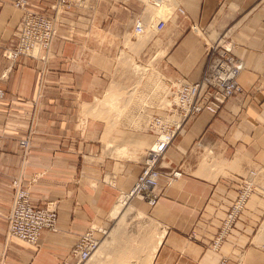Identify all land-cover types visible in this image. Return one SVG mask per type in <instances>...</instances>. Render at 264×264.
<instances>
[{
  "label": "crops",
  "instance_id": "1",
  "mask_svg": "<svg viewBox=\"0 0 264 264\" xmlns=\"http://www.w3.org/2000/svg\"><path fill=\"white\" fill-rule=\"evenodd\" d=\"M56 1L38 0L35 9L53 15ZM13 2L0 0V85L6 91L0 101V264H62L91 226L121 235L111 216L119 198L133 189L144 157L112 156L131 154L135 146L129 143L112 145L108 155L92 139V127H82L83 105L99 99L126 64L127 72L135 73L137 53L145 50L146 62L159 56L155 65L167 81H196L204 71L206 43L221 36L245 64L239 76L244 92L217 114L203 112L190 120L168 150L163 165L184 174L170 185L161 178L152 215L165 234L154 257L144 262L143 253L124 243H114L110 252L123 264L135 254L142 264H220L223 258L224 264H252L264 243L255 241L264 222V0H173L168 13L154 6L156 0H89L58 16L47 61L22 57L10 70L3 51L15 40L23 17ZM179 7L185 15L178 14ZM157 15L167 18L168 26L176 17V27L155 34L162 37L160 46L150 41L143 47L147 36L135 34L136 23H149ZM193 25L202 27L205 37ZM26 138L30 149L24 156L21 141ZM250 169L261 171L257 192L228 244L216 253L209 248L215 232L209 221L221 214L218 207L235 196ZM15 178L23 180L34 206L58 209L57 232L43 231L35 245L8 234ZM198 224L199 237L188 241ZM261 260L256 264H264Z\"/></svg>",
  "mask_w": 264,
  "mask_h": 264
},
{
  "label": "built area",
  "instance_id": "2",
  "mask_svg": "<svg viewBox=\"0 0 264 264\" xmlns=\"http://www.w3.org/2000/svg\"><path fill=\"white\" fill-rule=\"evenodd\" d=\"M38 0H14L13 6L23 11L21 23L16 31L15 40L4 49L3 56L10 64V70L22 57L47 61L50 50L57 36L58 16L64 11H72L85 5L89 0H57L55 13L46 15L37 9ZM154 5H160L155 2ZM179 15H185L183 7L177 9ZM168 26V19L157 15L151 22L138 20L134 28L136 35L162 33ZM196 33L204 35V30L193 25ZM201 30V31H200ZM205 37V36H203ZM245 64L234 53V45L225 36L206 43V58L202 76L192 81L179 77L173 82L172 99L160 114L153 115L148 123L147 131L153 138V144L147 149L142 169L129 197H158L161 178L165 177L168 184L183 177L184 172L177 168L163 165L168 150L175 139L183 134L187 123L203 112L217 114L223 105L233 96L243 93L239 76ZM6 96L5 89L0 85V101ZM24 156L30 149V140L21 141ZM160 166L165 169L162 170ZM259 169H250L238 182L235 196L218 207L220 215L210 220L215 232L209 248L219 253L228 244L230 235L236 224L241 221L248 209L253 195L259 186ZM13 207L8 220V234L26 243L37 244L43 231L57 232L59 214L54 205L36 207L31 202L29 189L24 186L21 178L12 182ZM199 224L187 235L191 241L199 237ZM107 228L91 226L81 234L73 245L67 260L62 264H86L100 248L102 240L107 236ZM100 233L102 238L96 234ZM223 258L220 264H224Z\"/></svg>",
  "mask_w": 264,
  "mask_h": 264
},
{
  "label": "rangeland",
  "instance_id": "3",
  "mask_svg": "<svg viewBox=\"0 0 264 264\" xmlns=\"http://www.w3.org/2000/svg\"><path fill=\"white\" fill-rule=\"evenodd\" d=\"M175 1L178 2L179 0ZM167 2L168 1H166L165 4ZM169 3L172 4L171 1ZM163 5L161 7L162 11L168 13L170 11V7ZM167 7L169 9H167ZM173 22L175 25L170 26L169 24L167 31H171V28L175 29L176 17H173ZM190 28L192 29V26ZM200 28L203 29L202 27ZM153 34L148 32L146 34L147 38L144 39L141 46H147L150 41L153 42V47L160 46L162 37ZM197 34L202 37L204 36L201 35V33ZM209 34L212 36H209L212 39L217 37L216 32H209ZM144 52L146 53V50ZM144 52H138V59L135 61L137 62L136 65L144 67L146 70L144 72L146 73L141 72V74H139L138 71H136L135 66V73H129L127 72V69H125L127 64L124 68L122 66V73L114 74L109 87L110 89L108 88L104 93H102L101 96L98 97L99 99L89 100V102H87L89 104L83 105V115L81 119L82 127L85 126V129H87L88 126L92 127V130L90 129L89 131L95 134L92 139L98 141V143H100L106 150L108 155H111L110 148L112 145L129 143V148L130 146H135L132 147L134 149L133 151L132 149L130 150V152H132L131 154L112 155L122 159H131L134 161H141L146 155L147 148L149 149L152 145L153 138L147 132L149 120L153 115L160 114L162 110L167 107L168 103H170L172 96L169 91L170 88L173 90L174 82L167 81L164 75L161 76V74H159L160 81L162 83L164 82L166 87H164L165 89H160L159 92L161 93H150L151 89L147 87L146 81L152 73L158 74L157 72H160L155 65L159 56L151 55L149 61L146 62L145 59L147 58ZM127 101L129 102L125 105ZM84 109H92V111H89L86 114ZM130 114L139 115L131 118V116H129ZM127 116L130 117L128 118L131 121L127 120ZM140 116L141 121L138 120L139 123L136 124L135 121L133 122L134 119H137ZM133 137H138L141 141L132 139ZM131 139L134 140V142L130 143ZM219 164L220 163L217 162L216 166L218 167ZM157 195L159 196L158 193ZM133 203L134 204L132 205L136 206L134 207L138 209L139 213L142 214V217L140 214H136L135 212L118 223L121 235L117 237L118 233L114 230V235L112 232L110 236H114L113 241L111 243H107L110 240V237L107 238L104 241L103 246H101V248H99V250L95 253V256L86 264H123L122 259L120 260L115 254L110 252V248L113 247L114 243H116V246L124 243L123 247L136 248L138 250V254L139 252L143 253L142 259L144 262H148L147 260L149 256L152 257L153 244L157 241V234L163 228L152 215V207L156 202L151 203L150 201L144 202L140 199H133ZM111 218L114 219L113 216H111ZM187 240L190 241L189 239ZM262 246L263 248L259 252H255L256 254L253 256L255 258L252 260V264L260 263L262 261L261 259H264V243ZM138 254L129 256L128 259L130 264H142V260ZM145 258L147 259L144 260ZM244 260H246L247 263V254L244 257Z\"/></svg>",
  "mask_w": 264,
  "mask_h": 264
},
{
  "label": "bare ground",
  "instance_id": "4",
  "mask_svg": "<svg viewBox=\"0 0 264 264\" xmlns=\"http://www.w3.org/2000/svg\"><path fill=\"white\" fill-rule=\"evenodd\" d=\"M157 2H159L161 5H167L168 7H169V2L171 1V2H173V0H169V2L168 3H166L165 4V2L167 1V0H156ZM149 2V1H148ZM153 5V4H152ZM155 6V5H154ZM158 6H160V5H158ZM156 7H157V5H156ZM167 7V9H169ZM171 7H173V6H170V9H171ZM166 8V7H165ZM151 14H149V16H150ZM201 31V30H200ZM135 69H136V71H138V73L139 74H141V72L142 73H146V72H144V71H146L145 69H144V67H141L140 65H135ZM158 74H156V73H152L151 74V76H149L148 77V80L146 81V84H147V87L149 88V89H151V91H150V93H152V92H154V94H155V92L156 93H161V92H159L160 91V89H165L164 87H166V85L164 84V82L162 83L161 81H160V76H159V74H161V73H159V72H157ZM148 74V73H147ZM146 74V75H147ZM147 77V76H146ZM145 84V85H146ZM113 86V85H112ZM117 86V85H116ZM114 88V87H113ZM117 88V87H116ZM110 89V88H109ZM148 89V90H149ZM114 90V89H113ZM116 90V89H115ZM163 92V91H162ZM170 95L172 94V89L170 88ZM157 95V94H156ZM131 96V95H130ZM155 96V95H154ZM129 97V96H128ZM130 98V97H129ZM130 100V99H129ZM129 101H127L126 103H125V105L128 103ZM141 103V102H140ZM166 104V103H165ZM164 104V105H165ZM163 106V105H162ZM89 111H92V109H89L88 110V112ZM142 116V115H141ZM141 116L139 117V118H137V119H134L133 120V122L135 121L136 122V124L137 123H139L138 122V120H140L141 121ZM135 124V125H136ZM153 144V143H152ZM152 147V145L150 146V148ZM149 148V149H150ZM148 149V148H147ZM217 163V162H216ZM157 196H155V194H150L148 197H129V196H127V195H122L120 198H119V202L117 203V205H116V207H115V209L113 210V213H112V215H113V217H114V219H115V221H117V223H120L122 220H124L126 217H128L130 214H133V213H135L136 212V214L138 213V214H140L139 213V211H138V209L137 208H135L131 203H132V200L133 199H140V200H143V201H150L151 203L152 202H155L156 200H157ZM138 212H137V211ZM142 213V212H141ZM141 215V217H142V214H140ZM138 216V215H137ZM113 230V229H112ZM112 232H113V235H114V230L113 231H111L110 232V234L108 235V231H107V236H108V238L111 236V234H112ZM164 234H165V232H164V230H161L158 234H157V241L153 244V250H152V257H154V255H155V253H156V251H157V248H158V246H159V244L161 243V241H162V239H163V237H164ZM259 237H260V239H259V237H256L255 238V241L256 242H258L259 240H263L264 239V222L262 223V225H261V227L259 228ZM106 236V237H107ZM106 237L104 238V239H106ZM103 239V240H104ZM113 239H114V236L113 237H110V240L107 242V243H111L112 241H113ZM102 240V243H101V245H100V248H101V246H103V243H104V241ZM99 250V249H98ZM97 250V251H98ZM96 251V252H97ZM95 252V253H96ZM95 253H94V255L92 256V258L95 256ZM151 257V258H152ZM91 258V259H92Z\"/></svg>",
  "mask_w": 264,
  "mask_h": 264
}]
</instances>
